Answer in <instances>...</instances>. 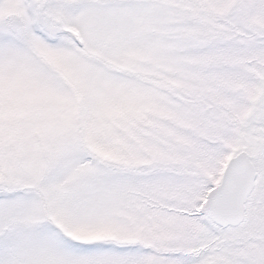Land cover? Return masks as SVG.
Returning a JSON list of instances; mask_svg holds the SVG:
<instances>
[{
	"label": "snow or ice",
	"instance_id": "6c2138e0",
	"mask_svg": "<svg viewBox=\"0 0 264 264\" xmlns=\"http://www.w3.org/2000/svg\"><path fill=\"white\" fill-rule=\"evenodd\" d=\"M0 264H264V0H0Z\"/></svg>",
	"mask_w": 264,
	"mask_h": 264
}]
</instances>
